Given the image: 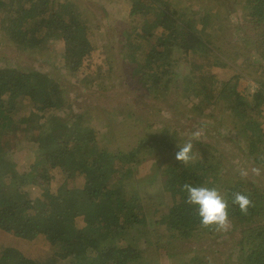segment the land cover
<instances>
[{"label":"trees","instance_id":"16d2710c","mask_svg":"<svg viewBox=\"0 0 264 264\" xmlns=\"http://www.w3.org/2000/svg\"><path fill=\"white\" fill-rule=\"evenodd\" d=\"M76 1L0 0V50L8 44L18 52H0V264H264V188L241 175L252 164L264 176L263 118L253 115L264 108V0H211L221 6L194 5L189 13L171 0H134L121 6L133 26L122 34L120 59L104 51L98 21ZM230 5L244 11L225 40L244 55L241 65L209 33L216 16L229 33L221 11L232 13ZM41 54L59 71L23 66ZM104 70L103 87L82 91L73 108L65 97L71 84ZM125 74L140 111L133 127L146 130L137 140L125 113L100 106ZM243 81L253 90L241 91ZM214 104L221 113L211 123L226 126L241 153L230 155L225 138L205 134L193 143L188 132L182 139L186 107L211 118ZM165 106V119L149 123ZM189 140L193 160L185 165L175 156ZM232 166L236 175L227 177ZM184 183L220 191L229 202L228 232L201 227ZM236 192L253 202L247 215L232 203Z\"/></svg>","mask_w":264,"mask_h":264},{"label":"rangeland","instance_id":"374dc122","mask_svg":"<svg viewBox=\"0 0 264 264\" xmlns=\"http://www.w3.org/2000/svg\"><path fill=\"white\" fill-rule=\"evenodd\" d=\"M132 1L134 0H77L76 2L78 4H81L80 6L82 7V9H84L85 14H87L89 16L90 19H92V22H94L95 20L98 21V26L97 27H101L100 29H95L94 33L96 35H98L100 38L103 39V49L106 53H108L109 55H111L112 57H114L115 59H120L119 56V52H120V48L122 47V45L124 44V36L122 35L126 29H130L132 30V26H133V21H126L123 18L122 15V11H121V6L125 5V4H130ZM212 2L214 4H212ZM227 3V1H226ZM239 3L241 5H243V3L241 1H239ZM171 4L173 5L174 9H178L180 7H184L186 12L189 13V11H191L192 6L196 5L197 7L203 6L207 9H211L212 7H219L221 6L220 3H216V1H211V0H207V3H205V1H201V0H171ZM185 4V5H184ZM217 4V6H216ZM240 6V5H238ZM231 9L233 10L232 13H227L226 11L222 10V17H223V21H225L226 25H227V30L229 31V33L225 34V33H221L219 30V24L218 22V17H215V20L211 28L210 26V31L209 33L212 36H216L217 38L220 39V46L223 49V51L226 53V55L228 56V58L233 61L236 60V62L238 63V65H241L244 61H245V57L244 55L241 53H238L235 48L233 46H231L230 44L233 43L231 42L229 44V46H227L225 44V40L227 42V40L232 37L234 35V33L238 30V28L240 27L239 23H242L244 20V17H242L244 11L241 9V7H237L234 8L233 5H230ZM186 14V13H185ZM185 17V16H184ZM201 18H198L197 20H200ZM101 21H104V24L101 25ZM115 27H118V33L119 35L115 36L114 35V31L113 29ZM202 28V25L199 26V29ZM113 40H117L118 43H116L115 45L110 44ZM1 44L5 43V41L3 39H0ZM235 44V43H234ZM251 48V47H250ZM13 50L11 47H9L8 44H5L2 49L0 50L1 53L3 54H8V56H12L13 55ZM14 54L18 55V52L14 50ZM174 54L177 56H180V52L179 50H175ZM245 54V53H244ZM252 52H250L248 55L252 56ZM48 55H36L35 56V62L33 63L32 61L24 63L23 66L30 68L33 64L34 67L37 68H41L43 71H47L48 73L51 74H55L56 72L59 71L60 68H58L59 65H50V64H44L43 60L47 57ZM52 56L54 57V54H52ZM260 63H262L264 65V57L262 59H260ZM14 58H8L5 60L6 64H10L12 62H14ZM17 63V61H15V64ZM112 66V61H108L107 63V67L110 68ZM122 63L120 64V66L118 68L122 69ZM63 69V68H62ZM254 69H257L258 72L260 70L259 67H256ZM64 71V69H63ZM124 71L126 72V70L124 69ZM108 72H106V70L99 72L98 76L93 77L92 80H89L88 82L84 83V84H80V85H73L71 84V90L69 89L66 93H65V97L68 100H72L71 101V106L73 108H77L80 101H81V95L82 91H88L89 89H92V92L94 91H98L99 88L103 87V83L101 84V82L105 79L108 78L107 75ZM181 73V71H180ZM67 75L66 72L63 73V76ZM259 76L261 78L264 79V69L259 72ZM126 74L125 75H120L117 79H116V86L114 88L109 87L108 88V96L111 100H105L102 99L100 101V106L102 105H107L111 110L112 109H119V111H121L122 113H125L128 118L130 119V126L133 127V124L135 122V124H137L138 122V117L140 115V111L137 107L136 104V98H130V94H129V89L127 86V80L125 79ZM71 79V76H70ZM178 82L183 85V79L179 78ZM108 83V82H107ZM111 85V84H109ZM241 87L239 88L241 91H243L244 89H246L247 87H255V85L253 84L252 81H248V82H242ZM181 92V91H180ZM165 108H167V106L164 107L163 110H161V107L156 109V114H154L152 117H149V123H152L153 121H158V120H164V110ZM211 110L209 111L211 114H215L213 117L208 118L205 117L204 115H201L200 112L194 110V112H190L189 109L186 107V112L188 115H184L181 113L180 118L183 120L182 121V125H183V129L185 131L184 134H182V139H188V132L193 134L196 132L200 133V136L198 138H193V143H195L196 141H201L203 140V137L205 134L210 135L213 138V141L218 142L222 139H226V143L228 144V152L230 155L235 154V153H241V152H237L235 150L236 148V142L232 139V134L230 133V131L227 129L226 126H224L223 128L219 126V122L217 123H211L213 121H216L218 119V115L221 113L220 109L218 110V106L217 104H214L213 106L210 107ZM255 116V118H263V124L262 126L264 127V108L258 113V114H253ZM178 118V117H177ZM186 118V119H184ZM142 124V123H140ZM133 128H137L135 131V139L137 140V136L139 135H144L146 130H143L142 127L135 125ZM21 140V139H20ZM15 142H18V139H14ZM22 141V140H21ZM132 145H136V142L132 143ZM225 148V146L223 147ZM10 149L7 151H5V155H7V153H10ZM4 152V150H3ZM196 152V149L195 151ZM232 163V162H231ZM249 167V172L248 175H246L248 177V179L251 182H254L253 184L259 185L260 187L264 188V176L261 175V171L259 175L254 174L251 170L253 168H259V166L257 165H248ZM238 170L237 166H232V171L229 173V175L227 177H235L236 175V171ZM156 171L155 166L151 169L150 171V176H153L154 172ZM216 172H218V169L216 170ZM147 174V169L145 167H143V172H142V176ZM139 176V175H138ZM140 179V178H139ZM229 179L226 178L222 181V183H226L228 182ZM229 237V236H228ZM239 248H236L234 250V254H236L238 252ZM223 262H220V264H222ZM224 264H227V262H225Z\"/></svg>","mask_w":264,"mask_h":264},{"label":"clouds","instance_id":"9594fccd","mask_svg":"<svg viewBox=\"0 0 264 264\" xmlns=\"http://www.w3.org/2000/svg\"><path fill=\"white\" fill-rule=\"evenodd\" d=\"M194 138L200 136L199 132L193 134ZM175 158L188 165L193 160V143L191 140L180 146ZM254 174L259 175L260 169L253 168ZM242 176L248 175L247 171H241ZM182 190L187 193L186 203L198 206V216L201 227L213 229L217 232H228L231 227L229 219V202L216 187L193 186L184 183ZM232 203L238 205L242 214L247 215L249 208L253 206L250 197L240 192L233 193Z\"/></svg>","mask_w":264,"mask_h":264}]
</instances>
